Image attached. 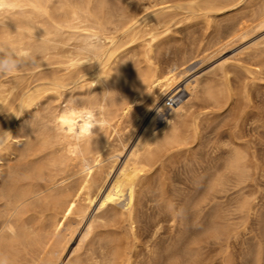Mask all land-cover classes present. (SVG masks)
Masks as SVG:
<instances>
[{"label":"bare ground","instance_id":"obj_1","mask_svg":"<svg viewBox=\"0 0 264 264\" xmlns=\"http://www.w3.org/2000/svg\"><path fill=\"white\" fill-rule=\"evenodd\" d=\"M115 1L0 0V47L28 53L17 58L16 71L0 74V255L9 264H127L130 241L122 231L126 225L136 230L137 204L149 171L165 151L198 139L201 117L188 119L196 101L221 105L230 99L228 67L241 53H264L263 34L203 73L187 72L182 66L186 59V64L181 59L160 64L151 54V39L183 16L210 20L246 0H164L142 16L130 9L129 1ZM258 5L252 16L233 21L224 37L218 29L217 36L223 38L204 49H218L260 28L264 0ZM94 35L102 38L98 51L92 50ZM229 35L240 37L231 41ZM133 42H146L144 64L121 60L124 45ZM208 52L199 57L200 65L214 57ZM248 71L260 73L261 67ZM219 73L221 80L215 78ZM180 92L179 101L167 107L168 96ZM125 121L129 127L122 136ZM240 138L234 136L210 176L201 174L203 199L214 200L218 190L231 186L237 188L232 201L206 212V217L199 205L204 201L198 198L201 211L196 218L204 220H197L201 225L192 233L187 229L186 248L176 245L163 264H187L203 252L202 243L209 237L217 239L221 264H232L229 240L256 210L255 195L246 186L258 164ZM156 189L158 211L165 204L176 217L164 183L159 181ZM106 223L114 229L99 230ZM77 231L79 240L71 251ZM67 248L71 253L63 260ZM252 253L255 264H261L264 244Z\"/></svg>","mask_w":264,"mask_h":264},{"label":"rangeland","instance_id":"obj_2","mask_svg":"<svg viewBox=\"0 0 264 264\" xmlns=\"http://www.w3.org/2000/svg\"><path fill=\"white\" fill-rule=\"evenodd\" d=\"M121 1L125 2V0ZM121 1L118 0V2H115L119 4L123 3ZM162 1L164 0H126V2L130 4V9L136 12L137 16L145 15L146 12L151 10L152 7L154 8V6L155 8L156 6L159 7L163 3ZM126 2L124 4H126ZM261 2L263 3V0H261ZM262 3H260V0H246V2L244 1L240 3L237 6V9L233 8L232 12L222 16L209 18L210 20H206L202 17L184 18L185 16H183V14H178L177 18H179V15L180 18L183 16L180 21L178 20L177 23L169 29L164 30L158 36L150 40L153 44L151 54L156 61L163 65L174 61L179 62L178 60L181 59V61L184 60L183 62L185 64L187 62L188 66L182 65L187 69V72L191 69L192 70L190 72H195V74L203 73L204 70V72H206L207 70H210L211 66V68H213L223 62L226 58H231L234 55L236 56L237 51L242 50L241 48L245 47L246 44H249L250 41L257 39L264 34V24H262L264 22H262L259 24L260 28L256 29L255 27L247 33L248 35L246 34L245 36H242L245 38L237 36L240 37V39L238 38L239 40L236 39L238 43L234 40L232 43L229 42L231 44H227L223 47L221 45V49L220 47L218 49H214V45H212L214 47L209 45L213 48V50L212 48H209L212 51L204 49L207 48L208 43L213 44L211 42H216L223 38V35L227 32L228 28L232 26L233 21L236 22L241 17L252 16V14L255 13L254 10L257 9V5L259 4V9ZM217 30L222 31L223 34H221V32H219V34L223 37L220 38L217 36ZM251 33L253 34L250 35ZM249 35L251 36L250 38ZM215 36L216 38H213ZM231 37L235 39L236 36L231 35L229 38ZM212 38L215 40L213 41ZM232 38L230 39L231 41L233 40ZM241 40L244 42H239ZM145 43L142 44L139 42H133L125 44L124 48L126 49L122 54L121 60L124 59L126 61V58H129L127 61L132 59L130 61L137 63L138 59H140L141 64H144L143 59L146 56L147 46ZM218 44L219 42L216 46ZM229 45L233 46L230 47ZM202 50L203 52H201ZM215 50H217V53ZM207 52L209 57H211L210 55H213L214 57L212 56V59L208 58V61L206 60V62L204 61V63L200 65L201 60H199V57ZM192 54H195L193 59L191 56L189 58V55ZM196 54L198 55L196 56ZM244 54L245 52L241 53V58L235 64H231L228 67L229 83L232 87V95L230 99L221 105L214 104L208 99L206 101L200 99L196 101L191 108L188 119H192L194 116L201 117L199 128L200 132L198 131L199 133L197 137L198 139L187 146H181L179 148H173V150L170 149L169 151H165L154 165L155 167L153 166L151 169L154 171H149L147 182L143 187L140 194L141 198L137 204L138 213L136 216V230L133 233L129 231V226L126 225L123 227L122 231V234L127 236L130 241L127 264H163L165 260L164 257H167L171 252H173L176 249L175 246L177 245L178 247L179 243L182 246L179 245L180 248L178 249L187 245L186 239L190 236V233H192L195 229H198L196 227L201 225L198 221L200 222L202 217L196 218L198 212L205 209L203 210L205 212H201V216L204 213L206 214V217H208L209 213L206 212H209L210 210L213 211L214 209L221 208L223 206L225 207L232 201L235 195L234 191L236 193L237 188L235 187L232 189L233 187L231 186H226L222 190H218V192L214 191L216 192V197L214 196L215 193L212 192L210 194V198L214 196V200L208 199V197L206 198L207 200L203 199L202 196L204 194L202 191L204 190L205 180L203 181L202 176L207 178V176H210L207 174H211L215 170L212 167L215 166L217 168L218 165L221 164L224 158L222 156L226 155L228 149L230 148V143L235 135L241 137L239 140L249 146L251 155H253L254 160L258 164V170L256 169L253 174V180L251 179L249 182L250 184L248 183L246 186L247 190L249 188V191L255 195L256 210L254 213L252 212L250 214V218L247 219L248 222H246L247 224L244 229L241 228L243 230H240L236 236L230 238L228 250H230L229 252L231 253L230 257L232 258L230 259L232 264H255V259L252 256L253 249L259 243L262 245L264 244V53L254 57L246 56L247 53L245 55ZM197 65H200V67ZM259 67H261L260 73L248 71L249 68ZM194 68L196 69L194 70ZM215 78L217 80L222 79L220 73L217 74ZM114 84H116V82H113V85ZM116 85L117 88L121 89L119 83ZM187 96L188 95H185L184 98ZM137 104V106H140L139 103ZM127 122L128 121H125L120 128L128 129L127 127H129V123ZM124 125L126 127H123ZM142 126L143 123L139 128H142ZM124 129L122 130V136H124V133L126 132ZM219 156L221 159H219ZM186 166L188 170L185 168ZM190 168L195 171V174ZM200 169L202 171H200ZM181 172H187L186 174L188 179L187 176H185V173L182 174ZM160 178L163 180L161 181ZM159 181L164 183V187L167 190V196L172 199L171 201L175 210L174 212H176V217L173 216L172 211H170V208L165 206V204L161 207L162 209L160 212L157 209V201L154 194L158 191L156 187ZM195 187L200 190V192L198 190L197 192H199V194L201 193V196H199L198 193H195ZM191 197L197 200L198 198H202V201L206 202V204L204 202H199L200 200L195 203V199H192ZM189 198H191L190 201H194H188ZM186 200L190 203L188 204ZM209 200L211 201L210 204H208ZM226 202L227 204L223 205ZM197 203L201 205V210L196 208L198 205ZM214 204L216 206H214ZM188 207L191 208L188 209ZM139 212L142 213L141 216L139 215ZM183 212H185V214ZM189 214L192 215L190 216ZM193 215H196L194 216L195 218ZM181 216H185L184 219L186 220L182 219ZM191 217L196 219L194 220L196 222H191L193 221ZM106 229H114V227L111 223H106L105 225H101L99 227V230L101 231ZM187 229L190 231L189 234H187ZM79 236L80 232L77 231L76 236L73 237L74 240L72 239V242L69 243V249L71 251L73 250L72 247H75L76 243H78L77 240H79ZM212 238L213 237H209L208 240L205 239L206 242H209L206 243L204 241L202 243L203 250L202 248L201 250L203 252L200 250L201 253H199V256L197 255L198 257H190L192 259L190 260V258H188V261L185 263L221 264L220 256H218L219 245L216 241L217 239L214 240L215 238ZM185 248L183 247V249ZM69 249L67 248L65 251L67 254H65L63 260H66V257L69 256L68 254L71 253ZM216 249H218V251ZM263 261L264 260L262 259L261 264L264 263ZM62 262L64 261H61V264Z\"/></svg>","mask_w":264,"mask_h":264},{"label":"clouds","instance_id":"obj_3","mask_svg":"<svg viewBox=\"0 0 264 264\" xmlns=\"http://www.w3.org/2000/svg\"><path fill=\"white\" fill-rule=\"evenodd\" d=\"M94 43L93 51H98L102 45V38L99 35L92 37ZM27 52H16L14 49L0 47V74H7L18 69V57H26ZM0 264H9L7 257L0 255Z\"/></svg>","mask_w":264,"mask_h":264},{"label":"built area","instance_id":"obj_4","mask_svg":"<svg viewBox=\"0 0 264 264\" xmlns=\"http://www.w3.org/2000/svg\"><path fill=\"white\" fill-rule=\"evenodd\" d=\"M182 92H180L179 95H173V96H168V98L166 99V106L167 107H171L173 106L175 103H177V101H179L180 97L182 96Z\"/></svg>","mask_w":264,"mask_h":264}]
</instances>
